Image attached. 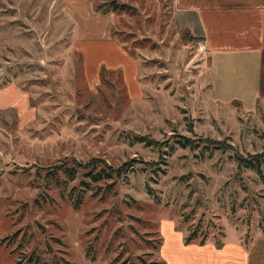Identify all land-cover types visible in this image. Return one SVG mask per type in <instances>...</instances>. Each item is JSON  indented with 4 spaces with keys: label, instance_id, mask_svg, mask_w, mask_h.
<instances>
[{
    "label": "rangeland",
    "instance_id": "374dc122",
    "mask_svg": "<svg viewBox=\"0 0 264 264\" xmlns=\"http://www.w3.org/2000/svg\"><path fill=\"white\" fill-rule=\"evenodd\" d=\"M113 1L133 10H97ZM173 8L0 0V264H161L163 223L214 242L264 236V180L237 162L264 153V104L211 101L207 56ZM91 159L121 175L74 210L81 174L63 194L40 175Z\"/></svg>",
    "mask_w": 264,
    "mask_h": 264
},
{
    "label": "crops",
    "instance_id": "0c3cea01",
    "mask_svg": "<svg viewBox=\"0 0 264 264\" xmlns=\"http://www.w3.org/2000/svg\"><path fill=\"white\" fill-rule=\"evenodd\" d=\"M175 24L204 46L209 96L221 105L254 112L264 104V0H173ZM163 264H264V236L245 244L242 235L221 246L184 243V233L160 226Z\"/></svg>",
    "mask_w": 264,
    "mask_h": 264
},
{
    "label": "trees",
    "instance_id": "16d2710c",
    "mask_svg": "<svg viewBox=\"0 0 264 264\" xmlns=\"http://www.w3.org/2000/svg\"><path fill=\"white\" fill-rule=\"evenodd\" d=\"M97 10L101 11L103 14H106L108 12H127L132 11L133 9L127 4H119L113 1V3L111 2L108 5L104 6L103 9L100 6H97ZM190 39L193 42L198 41V39L193 37H190ZM135 139H137V141L144 142V139L141 137H136ZM181 139L182 140L176 141V143L179 144L182 148L195 149L198 147L193 141L189 140L186 137H181ZM237 162L240 168L242 167L244 169L256 170L257 173L261 176L262 180H264V175L262 174L260 169L261 166L264 165V153L250 156L248 159L238 157ZM80 174L81 179L78 182V185L80 187L79 191L76 194V187L73 186L71 188L73 193L69 194V198L71 199V204L74 210H77L81 206V204L83 203L84 195L87 192H91V196L93 197L99 194L101 198L105 197L107 194H109V190L104 189L103 191H101V189H99L100 187H95V185L98 183H106V188H111L115 184L114 178H118L121 175L118 169H113L105 161L100 159H91L84 165H82L81 163H77L74 160H60L56 162L55 165L49 166L47 167V169L43 170V173L40 176L43 177L44 182H47L48 187L54 186L55 188H58V190H60L63 194V192L66 191V185L68 183L75 182ZM34 204H39L37 199L34 201ZM183 222H186V220L183 219ZM261 230L264 233V228L262 229V226ZM207 237L208 235L203 232H199V229L191 230L189 228L187 229V235L184 237V243L189 244L198 240V244L203 245L207 241ZM247 243L248 242L245 241V244ZM161 244L162 238L160 237V239H158L157 241L158 248L161 246ZM215 244L218 247L222 245L221 241H216ZM85 256L86 258H89L90 261H94L96 258L95 255L91 253V250L89 248H86ZM32 260L33 258L31 256L29 257L28 262L30 263L32 262Z\"/></svg>",
    "mask_w": 264,
    "mask_h": 264
},
{
    "label": "built area",
    "instance_id": "2783aa9c",
    "mask_svg": "<svg viewBox=\"0 0 264 264\" xmlns=\"http://www.w3.org/2000/svg\"><path fill=\"white\" fill-rule=\"evenodd\" d=\"M197 51L200 52V53L205 52L204 46L201 43H199V45L197 47Z\"/></svg>",
    "mask_w": 264,
    "mask_h": 264
}]
</instances>
